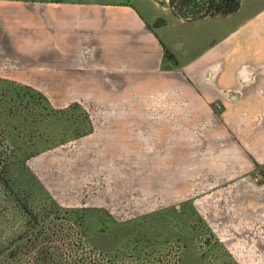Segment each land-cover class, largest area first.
I'll list each match as a JSON object with an SVG mask.
<instances>
[{"label":"rangeland","instance_id":"rangeland-1","mask_svg":"<svg viewBox=\"0 0 264 264\" xmlns=\"http://www.w3.org/2000/svg\"><path fill=\"white\" fill-rule=\"evenodd\" d=\"M122 1L158 10L155 25L165 20L163 6L176 15L168 0ZM263 4L242 0L238 11L212 23L220 33ZM189 27L178 30L203 45L214 35ZM71 99L0 78V144L16 154L17 179L26 178L25 159L39 179L32 183L36 219L28 224L17 209L22 200L2 193L13 181L1 178L4 234L13 241L0 243V264H264L263 169L226 178L165 139L131 145L124 136L118 146L107 127L112 122L103 123L105 104ZM46 192L65 209L58 217L48 212L53 201Z\"/></svg>","mask_w":264,"mask_h":264},{"label":"crops","instance_id":"crops-1","mask_svg":"<svg viewBox=\"0 0 264 264\" xmlns=\"http://www.w3.org/2000/svg\"><path fill=\"white\" fill-rule=\"evenodd\" d=\"M163 7L155 25L158 10L131 1L0 0V78L105 104L118 146L165 139L211 175L264 170V4L220 33L212 21L229 15L189 21ZM186 25L214 35L203 45Z\"/></svg>","mask_w":264,"mask_h":264},{"label":"trees","instance_id":"trees-1","mask_svg":"<svg viewBox=\"0 0 264 264\" xmlns=\"http://www.w3.org/2000/svg\"><path fill=\"white\" fill-rule=\"evenodd\" d=\"M168 1L169 4L172 5L173 11L177 16L182 17L183 19L189 21L198 20L205 17L230 15L238 11L242 3V0H168ZM165 22L166 21L163 20L162 23ZM165 56L169 57L170 59L172 58V54L167 49H165ZM0 147L3 148V150L0 151V154L6 155L3 159L0 158V186L2 187L3 179H7L6 183L9 186L11 184L10 182L11 180L13 181L14 184V186L11 184V186L13 187L12 190L8 191L4 187L2 193L5 194L6 196L10 194L14 201L19 202L22 200L21 203L23 204V206L18 204L17 209L19 213L23 215V217H25L26 219L25 222L28 224H32L33 219H36V216L34 215L35 213L34 206L32 207V204L34 203L33 195H32L33 193L32 183H34L35 181H39V179L37 178L34 171L27 164L28 159H25V162L21 163V165L23 164L22 166L23 168L22 167L21 168L24 170L26 174L25 175L26 178L23 179L20 177L19 179H17V177L13 175L16 169L13 168L15 164L11 160L12 155H16L15 152L13 151L11 146L6 145L4 143H1ZM21 165H18L17 168ZM15 186L17 187L19 186L18 188L21 190V193L25 192L24 195L25 199L20 198L22 194L19 193V190H15L14 188ZM45 195H46L45 196L46 200L48 198H51V200L53 201V206H52L53 208H51V210H49L48 212H50L54 217H58L59 213H62L65 209L63 208V206L57 204V201L48 192H46ZM3 210H4L3 206L0 205V243L2 242L6 243L12 240L10 236L8 237L7 234H4V232H7L6 231L7 228L4 227L8 226L7 224L8 219H6L5 216L1 215V212H3Z\"/></svg>","mask_w":264,"mask_h":264},{"label":"built area","instance_id":"built-area-1","mask_svg":"<svg viewBox=\"0 0 264 264\" xmlns=\"http://www.w3.org/2000/svg\"><path fill=\"white\" fill-rule=\"evenodd\" d=\"M217 106H218V108H220V107H221V105H220L219 103L217 104Z\"/></svg>","mask_w":264,"mask_h":264}]
</instances>
